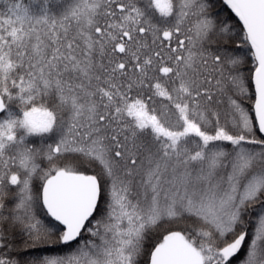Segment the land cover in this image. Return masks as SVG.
<instances>
[{
  "label": "snow or ice",
  "instance_id": "snow-or-ice-1",
  "mask_svg": "<svg viewBox=\"0 0 264 264\" xmlns=\"http://www.w3.org/2000/svg\"><path fill=\"white\" fill-rule=\"evenodd\" d=\"M0 3V264H264V0Z\"/></svg>",
  "mask_w": 264,
  "mask_h": 264
},
{
  "label": "trees",
  "instance_id": "trees-1",
  "mask_svg": "<svg viewBox=\"0 0 264 264\" xmlns=\"http://www.w3.org/2000/svg\"><path fill=\"white\" fill-rule=\"evenodd\" d=\"M53 4L56 3V0H52ZM211 3L213 5L212 7V11L213 13L222 18V19H225L228 21V23L230 24H234L236 25L237 27L234 29V32L235 31H238L239 30V21H238V18L235 17V14L231 12V10L227 7V5L224 3V0H211ZM4 5L2 3H0V8H3ZM54 11L56 10L55 8L53 9ZM238 54H240L241 56H244L246 55L245 52H239ZM249 108L251 107V104L248 103L247 105ZM259 136H262L264 137L262 134H259ZM257 150L258 147H257ZM260 211V208L259 206L257 205L255 207V209L253 210V212L250 214V221L254 222L255 220V217L256 215L259 213ZM45 219V222L46 223H49V225L51 227H53L54 229H58L60 228L61 226L58 224V222H55L54 220H52L51 218H47V217H42ZM250 222L249 223V229H251V227L253 226V223ZM88 233L87 232H84L82 237L79 238V240L77 242H74L71 244V246H65L63 244H58V243H49V244H46V245H41L37 248H32L30 250H28V252L26 253V256L25 258H31V257H34V256H43V255H62V254H65V253H68L70 252L72 249H74L78 243H83L85 239H88ZM244 255H245V251L242 250L232 261V264H241V261L243 260L244 258Z\"/></svg>",
  "mask_w": 264,
  "mask_h": 264
},
{
  "label": "rangeland",
  "instance_id": "rangeland-1",
  "mask_svg": "<svg viewBox=\"0 0 264 264\" xmlns=\"http://www.w3.org/2000/svg\"><path fill=\"white\" fill-rule=\"evenodd\" d=\"M239 52H243V53L245 52V54H247V53H248V49H247L246 47H244V48L239 49ZM244 103H245V106L248 107V106H247L248 103L251 104L252 102H251V100H245ZM78 240H79V239H78ZM73 243H74V242H73Z\"/></svg>",
  "mask_w": 264,
  "mask_h": 264
},
{
  "label": "water",
  "instance_id": "water-1",
  "mask_svg": "<svg viewBox=\"0 0 264 264\" xmlns=\"http://www.w3.org/2000/svg\"><path fill=\"white\" fill-rule=\"evenodd\" d=\"M264 136V134H262Z\"/></svg>",
  "mask_w": 264,
  "mask_h": 264
}]
</instances>
